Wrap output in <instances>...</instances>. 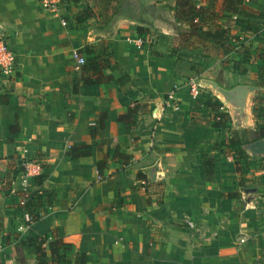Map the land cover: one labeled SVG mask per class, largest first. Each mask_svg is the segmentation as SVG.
<instances>
[{
  "label": "crops",
  "instance_id": "crops-1",
  "mask_svg": "<svg viewBox=\"0 0 264 264\" xmlns=\"http://www.w3.org/2000/svg\"><path fill=\"white\" fill-rule=\"evenodd\" d=\"M149 1L159 9L153 30L167 17ZM126 2L137 7L118 0V11L124 13ZM81 3L60 1L51 11L39 0H0V34L15 58L10 76L0 74V264H35L17 239L47 235L51 240L52 231L69 244L70 257L83 253L85 264H264V166L246 154L238 162L232 158L225 140L234 127L213 128L208 116L197 114L188 81L174 74L163 42L147 45L138 27L124 20L110 38L91 39L92 29L108 25L98 28L95 15L76 24ZM243 5L258 16L264 13V0H243ZM137 9L140 16L152 14ZM261 37L253 43L260 44ZM99 42L109 44L130 84L80 86L72 93L70 78L78 74L72 51H96ZM220 73L205 79L220 84L225 71ZM134 103L150 110L139 116L135 142L117 121ZM99 113L105 119L92 139L88 128ZM13 125L17 131L10 134ZM249 126L250 117L252 133ZM82 145H89V156H65L69 147ZM114 147L131 157L127 165L114 157ZM204 156L212 159L211 179L203 172ZM29 161L42 170L29 179L33 201L28 205L17 185L22 164ZM155 164L151 181L146 170ZM136 173L161 184V212L147 205L152 190ZM28 211L37 218L19 233Z\"/></svg>",
  "mask_w": 264,
  "mask_h": 264
},
{
  "label": "trees",
  "instance_id": "trees-1",
  "mask_svg": "<svg viewBox=\"0 0 264 264\" xmlns=\"http://www.w3.org/2000/svg\"><path fill=\"white\" fill-rule=\"evenodd\" d=\"M61 2H68L72 4L79 3L80 0H60ZM98 1V2H97ZM95 2V1H94ZM98 12L96 16L95 23L98 25V28H105L108 23L112 20L114 14L118 11V0H96ZM194 0H176L173 10V17L177 22L187 25V28L184 31L185 37H195V36H204L209 43H216L217 38L227 39V43L231 40L229 38L226 30L221 26H215L212 32H209L208 29H202L203 21H208L212 19V8L218 7L216 10L218 13H229L236 15L248 16L250 14H256L255 11L243 5V0H208V3L205 6H196ZM239 10V12H238ZM241 11V12H240ZM243 13V14H241ZM94 14L92 11L84 6L82 10L75 16L74 21L76 24L80 25L84 23L87 19L92 18ZM200 23V26L197 23ZM138 33H141V28H136ZM105 44H108L105 42ZM260 48H263L264 41L260 45ZM81 55H86L84 59V64L79 68L77 76L70 78L71 83V92L77 93L80 86H89V85H99L108 82H114L117 86H124L130 84V78L124 72L118 70L117 64L112 60L111 52L105 53L102 51H94L89 47H84L81 50H77ZM225 52V51H224ZM223 53V51H222ZM225 54V53H223ZM254 84L258 83V88H264V56L261 53L258 55L257 61L254 66ZM234 67L230 68V72L233 71ZM235 70V69H234ZM117 72L116 78L113 77L112 73ZM199 74V73H198ZM196 77V79L200 78ZM216 81V79H215ZM217 82V81H216ZM219 84V82H217ZM220 85V84H219ZM259 103V98H258ZM208 108L211 111L209 116V122L211 127L218 129H225L229 123V114L222 105L218 102L205 101L201 102L196 99L194 109L197 112H201V109ZM150 110L147 108L146 104L134 103L131 107L126 109L124 114L117 116V121L121 122L125 129L130 132L133 137L132 141L137 140L136 136V127L137 122L139 121V116L149 113ZM252 115L264 119V113H261L260 109L258 111L252 112ZM105 119V113H99L96 115L95 123L93 126L88 128V134L93 139L98 131L102 129L103 121ZM255 122V121H254ZM17 131L15 125L9 127V133L12 134ZM264 138V129L260 128L254 130L251 134L244 131H230L229 137L225 140L226 147L229 149V152L238 162V159L245 158L244 153L241 150V146L259 139ZM224 142L221 143V145ZM114 157L120 159L123 165H127L131 159L130 156L119 154L114 147ZM90 154L89 145L82 146H71L69 147L68 153L65 155L69 158H81L87 157ZM258 162L264 160L262 158L256 159ZM255 161V160H254ZM104 159L97 161L96 170L100 172L103 168ZM203 172L206 179L212 178V159L211 157L204 156L202 160ZM136 179L142 180L147 183L145 176L141 173H136ZM150 188L152 192L148 194L146 203L147 205H155L156 213L163 210V205L158 199L159 191L161 189L160 183H147L145 189ZM32 196L27 198V204L29 205L33 201ZM30 200V202H29ZM26 205V206H28ZM28 214L30 212L28 211ZM31 215V214H30ZM37 217L31 215V221L33 222ZM51 240H48L47 235L36 236L33 238H18L16 245L19 249L31 252L34 256L35 264H85V255L83 253H78L73 257H70L68 254L69 244L63 242L55 234V231L50 233Z\"/></svg>",
  "mask_w": 264,
  "mask_h": 264
},
{
  "label": "rangeland",
  "instance_id": "rangeland-1",
  "mask_svg": "<svg viewBox=\"0 0 264 264\" xmlns=\"http://www.w3.org/2000/svg\"><path fill=\"white\" fill-rule=\"evenodd\" d=\"M155 1L162 7L166 17L172 21V24L166 21V24H160L158 28L153 30L142 29L140 34L143 35V41L147 45H150V42L164 43L165 47L168 49L169 55L174 60L173 67L176 77L187 79V81L199 76H201V78H208V76H210L212 77L210 79H213L214 76L221 74L220 72L223 70L225 71L224 75H220L222 76L220 85L223 88L230 89L240 84L253 85L258 88V83L254 84V66L258 55L261 53V55L264 56V46L260 48V45L264 41V13L262 11V15L260 16H258L257 13L248 16L218 13L216 11L218 7L216 8L215 5V7L212 8V12H214V15L211 16L212 19L210 22L206 21L207 19L203 21L202 29L206 30L207 28L208 31L210 30L209 32H212L215 26H221L226 30L231 40L227 43V39L217 38L215 39L216 43L213 44L209 43L206 38L201 35L188 38L184 36L187 25L177 22L174 19V0ZM97 2L96 0H82L81 5L82 8H84V6L88 7L95 15L94 17H96L98 12ZM194 3L198 5L200 4V0H194ZM197 25L200 26V23L198 22ZM258 34H261L262 41L260 44L253 43L252 39L258 37ZM95 49L107 54L110 52L109 44H105V42H99L95 46ZM222 51L225 54H223ZM231 67H234L235 70L233 69V71L235 74L230 72ZM262 90L263 91H260L259 97H263L264 99V88H262ZM259 97L257 90L248 111L250 117V130L264 129V119L252 115V112L258 111V109H260L261 113H264V107L258 105ZM195 99L201 102H218L230 116L228 107L223 105L219 99L207 89H198ZM259 101L262 103L260 99ZM201 112H203L204 115ZM201 112L197 114L203 116V118H207V116L209 118L211 114L208 108L201 109ZM232 124L230 118L228 127H234L235 129H232L234 131H243ZM256 162H258V160ZM258 165L264 166V162L262 163L259 161Z\"/></svg>",
  "mask_w": 264,
  "mask_h": 264
},
{
  "label": "water",
  "instance_id": "water-1",
  "mask_svg": "<svg viewBox=\"0 0 264 264\" xmlns=\"http://www.w3.org/2000/svg\"><path fill=\"white\" fill-rule=\"evenodd\" d=\"M129 1L134 2V4L140 8V11L142 12L140 14H143L145 12L152 13L154 15L158 14L159 12L158 7L155 6L154 3L149 0ZM139 19L134 17H127L121 10H119L116 14H114L112 20L109 22L105 30L92 29L90 32V38H110L111 34L114 32V27L122 20L129 22L130 24L136 27H139L142 25ZM166 21H168L169 24H172V21L170 19L167 18ZM195 83L199 89H207L208 91L212 92L223 105L228 107L230 111V118L236 128H239L244 132H250L251 134V131L247 130L249 125L248 111L253 102L254 94L258 90L257 87L253 85H236L230 89H225L216 81L205 78H198L196 79ZM241 150L250 158L264 159V138L253 140L241 146ZM156 169L157 164H155L152 169L146 170V174L148 175L151 181H155L156 179Z\"/></svg>",
  "mask_w": 264,
  "mask_h": 264
},
{
  "label": "built area",
  "instance_id": "built-area-1",
  "mask_svg": "<svg viewBox=\"0 0 264 264\" xmlns=\"http://www.w3.org/2000/svg\"><path fill=\"white\" fill-rule=\"evenodd\" d=\"M60 0H39V3L43 9H48L51 11H56ZM139 43V42H138ZM71 61L75 71L84 64V57L77 52V50L72 51ZM14 53L8 47L5 38L0 34V74L8 77L14 68ZM196 78L191 79L186 83L189 93L196 98L198 93V86L196 85ZM42 168L38 162H25L22 164V170L19 178L17 188L19 191L24 193V197L27 198V190L29 188V179L38 176ZM32 224L31 215L27 212L22 214L20 225L17 227V232H24Z\"/></svg>",
  "mask_w": 264,
  "mask_h": 264
},
{
  "label": "flooded vegetation",
  "instance_id": "flooded-vegetation-1",
  "mask_svg": "<svg viewBox=\"0 0 264 264\" xmlns=\"http://www.w3.org/2000/svg\"><path fill=\"white\" fill-rule=\"evenodd\" d=\"M122 6H123L122 9L124 11V14L137 17L138 19L140 18L139 20L142 25L139 28L144 29V30H149V28H152L157 25V21L155 20L158 18L156 16L152 14L140 16L137 13V10H138L137 7H135L134 5L128 2L122 4Z\"/></svg>",
  "mask_w": 264,
  "mask_h": 264
}]
</instances>
